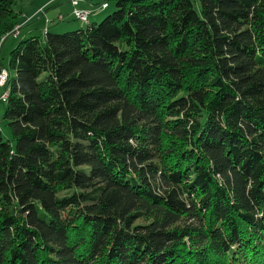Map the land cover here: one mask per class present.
Listing matches in <instances>:
<instances>
[{
	"label": "trees",
	"instance_id": "obj_1",
	"mask_svg": "<svg viewBox=\"0 0 264 264\" xmlns=\"http://www.w3.org/2000/svg\"><path fill=\"white\" fill-rule=\"evenodd\" d=\"M7 68L0 264H264V0H116Z\"/></svg>",
	"mask_w": 264,
	"mask_h": 264
},
{
	"label": "rangeland",
	"instance_id": "obj_2",
	"mask_svg": "<svg viewBox=\"0 0 264 264\" xmlns=\"http://www.w3.org/2000/svg\"><path fill=\"white\" fill-rule=\"evenodd\" d=\"M42 0H17V4L14 5V8L16 11H22L24 14H28L29 11H32L34 8H36L37 4H39ZM93 3L97 4L95 5L94 9H97L98 6L102 2H107L109 5V8L105 9L101 15L95 16L98 12L95 13V15H91L89 18L90 22H101L106 16L111 14L116 9V0H90ZM65 0H55L52 3H50L48 6H46L45 10L39 13L36 17H34L30 22L23 25L21 29L18 28V31H22V34H11L8 36L3 42H1L0 45V61L5 67H9V60H10V54L11 50H13L17 44L32 35H45V28L46 30H49L53 33H64L68 31L77 30L81 27H86L87 22L82 21L73 14V7L70 3H65ZM79 2L76 5L77 8L79 7ZM72 3V0H71ZM99 4V5H98ZM63 14L65 16L64 20L58 21L56 17L59 14ZM24 19L23 15H21L20 22ZM29 29H32V33H28L27 31ZM11 75L14 76L15 72L10 71ZM7 108V103L0 102V116L3 118L5 111ZM1 131L3 136L6 139H11V133L9 130L2 125Z\"/></svg>",
	"mask_w": 264,
	"mask_h": 264
},
{
	"label": "built area",
	"instance_id": "obj_3",
	"mask_svg": "<svg viewBox=\"0 0 264 264\" xmlns=\"http://www.w3.org/2000/svg\"><path fill=\"white\" fill-rule=\"evenodd\" d=\"M78 4V0H72L73 5V14L76 16V18L82 20V21H89V18L92 14V10L88 9H82L77 8L76 5ZM107 7V3H102L100 5V9H104ZM59 20H63L64 16L59 15ZM18 33V30L15 34ZM11 73L7 67H5L1 61H0V102L7 103L9 96H10V87L8 86L9 79H10ZM3 124V118L0 116V131Z\"/></svg>",
	"mask_w": 264,
	"mask_h": 264
},
{
	"label": "crops",
	"instance_id": "obj_4",
	"mask_svg": "<svg viewBox=\"0 0 264 264\" xmlns=\"http://www.w3.org/2000/svg\"><path fill=\"white\" fill-rule=\"evenodd\" d=\"M53 1H55V0H42L39 4H37L36 8H34L32 11H29L28 14H24V12H22V15H23L24 19L21 21L20 26H19V29H21L23 25H25V24H27L28 22H30V21H31L34 17H36L39 13H41L42 11H44L45 8H46V6H48V5H49L50 3H52ZM65 1H66L65 3H67V4L70 3V4L72 5L71 0H65ZM102 3H103V2H102ZM102 3H101V4H102ZM101 4H100V5H101ZM95 5H97V4L93 3V2L90 1V0H80V2H79V7H80V8H82V9L92 10V14H91V15H93V14L95 15V13L98 12L95 16H99V15H101V13H102L105 9L109 8V5H108V7L104 8V9H100V6H98L97 9H94ZM98 5H99V4H98ZM72 7H73V5H72ZM59 15H63V14L60 13ZM59 15L56 17V19H57L58 21H61V20L58 19ZM63 16H64V15H63ZM64 19H65V16H64ZM64 19H63V20H64ZM46 29H47V27L45 28V30H46ZM27 32H28V33H32L33 30H32V29H29ZM17 34L21 35V34H22V31L19 30ZM17 34H16V35H17ZM2 125H3V124H2Z\"/></svg>",
	"mask_w": 264,
	"mask_h": 264
}]
</instances>
